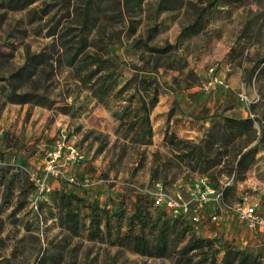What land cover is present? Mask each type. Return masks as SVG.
Returning a JSON list of instances; mask_svg holds the SVG:
<instances>
[{
	"label": "rangeland",
	"instance_id": "374dc122",
	"mask_svg": "<svg viewBox=\"0 0 264 264\" xmlns=\"http://www.w3.org/2000/svg\"><path fill=\"white\" fill-rule=\"evenodd\" d=\"M75 1L37 0L26 8L10 9L0 0V75L8 76L23 65L26 50L45 49L52 41L59 42L58 32L77 27ZM117 1L121 11L115 7ZM206 1L172 0L168 3L172 8L163 9L158 0H105L95 12L87 51L112 57L119 84L138 72L155 78L165 99H171L168 116L151 114L148 145L126 136V126L120 125L115 113L120 107L114 92L97 101L56 56L50 59L52 66L45 65V72L35 76L53 104L10 102L7 90H0V259L9 258L12 264H174L172 258L141 256L126 247L88 240V204L97 200L130 212L138 196L150 203L154 191L185 196L190 182L200 175L224 184L228 202L257 199L264 214V137L258 140L264 123V0H216L200 20L199 31L179 38L181 27ZM46 3L50 6L43 13ZM165 44H172L167 52L146 47ZM224 69L228 79L234 74L233 82H227L228 93L215 107L206 95L211 90L201 89V84L210 72L227 81L220 74ZM4 84L0 81V87ZM170 92L184 95L172 97ZM180 101L187 102L185 111ZM225 112L236 118L253 117L254 134L233 136L225 143L211 138ZM171 134L191 144L211 138L213 143L204 149L207 161L197 154L190 161L181 159L184 151L167 141ZM61 141L78 146L84 160L65 162L72 165L68 170L61 161L59 172L78 180L87 176L92 185H69L62 177L49 175L48 190L39 193L27 171L43 173L47 150ZM250 146L256 150L252 160L234 172L239 153ZM67 192L83 201L62 199ZM70 212L77 215L75 222ZM191 225L196 234L260 251L264 264V242L228 212H221L217 222Z\"/></svg>",
	"mask_w": 264,
	"mask_h": 264
},
{
	"label": "trees",
	"instance_id": "16d2710c",
	"mask_svg": "<svg viewBox=\"0 0 264 264\" xmlns=\"http://www.w3.org/2000/svg\"><path fill=\"white\" fill-rule=\"evenodd\" d=\"M35 1L37 0H4V3L10 9H23ZM104 1L76 0L73 12L78 18V26L67 27L62 32H58L59 42L52 41L45 49L35 53L26 50L23 65L8 76L0 75V81L7 83V85H2L0 90H7L5 97L10 102L53 104L54 100L47 95V89L41 87L40 79H36L35 76L45 72V65L52 66L50 59L56 56L58 63L63 62L73 69L78 80L87 85L92 92V97L97 101H101L103 97L114 92V98L118 100L120 107L115 113L120 119V125L126 126V136H129L131 142L148 145L151 143L152 135L150 114L158 102L157 80L137 72L119 84L112 57H104L100 53L87 51L88 35L95 25L93 21L95 12ZM171 2L172 0H158L157 6L163 9L172 8L168 4ZM215 3L216 0L206 1L194 18L181 27L178 37L198 32L201 28L200 20ZM44 6L46 7L41 8L43 13L50 5L46 3ZM115 7L121 11L120 2L117 1ZM54 34L56 32H53ZM152 34L148 33L147 36L150 37ZM146 47L153 52H167L172 48V44H165L163 47L148 45ZM44 79L46 78H43V81ZM25 85L27 86L24 87ZM253 121V117L223 116L221 121H216V130L212 131L209 136L215 141L220 139L224 143L230 141L233 136L240 137L244 133L252 136L256 131ZM263 137L264 123L262 122L258 140ZM211 138L206 139L204 144H191L188 140L171 134L167 141L173 148L184 151L179 155L181 159L190 161L194 154H197L195 156H198L199 160L204 158L203 161H207L204 149L213 143ZM255 151V147L250 146L240 152L235 162L234 172L251 161ZM63 181L71 185L64 178ZM31 183L36 189L34 182L31 181ZM65 193L62 194V199L68 198L76 203L83 201L77 195L70 192ZM21 206L23 204H20ZM88 207L86 214L88 240H98L108 245L126 247L141 256L172 258L174 264H263L260 251L253 252L246 247L233 246L225 240L196 234L191 225L192 222L183 217L172 218L163 208L153 204L151 196L150 203H146L142 196H138L130 212H126L124 207L109 208L108 205L100 204L97 200L90 202ZM70 213V219L75 222L77 215ZM220 252L222 255L219 258ZM0 264H12V262L9 258H1Z\"/></svg>",
	"mask_w": 264,
	"mask_h": 264
},
{
	"label": "built area",
	"instance_id": "2783aa9c",
	"mask_svg": "<svg viewBox=\"0 0 264 264\" xmlns=\"http://www.w3.org/2000/svg\"><path fill=\"white\" fill-rule=\"evenodd\" d=\"M201 89L211 90L220 86L228 90L227 81L214 72H210L207 79L201 84ZM242 100H247L246 95H241ZM84 160V153L74 144H66L64 141L57 142L55 148L48 149L44 157L43 173L38 175L34 170H28L29 178L34 182L39 193L48 190L47 178L49 175H56L64 178L71 184H78L83 187L92 185V180L84 176L78 180L72 174L60 173L58 166L61 161L80 163ZM226 186L224 184H213L208 176L200 175L190 182L186 195L179 193L170 195L162 190L150 194L155 206L163 208L172 218L183 217L194 224L204 222H217L221 219V212H228L243 224L254 238L264 242V214L261 213L257 199L243 197L238 201L228 202L225 199ZM36 200L34 206L36 207ZM210 208L209 212H207Z\"/></svg>",
	"mask_w": 264,
	"mask_h": 264
},
{
	"label": "crops",
	"instance_id": "0c3cea01",
	"mask_svg": "<svg viewBox=\"0 0 264 264\" xmlns=\"http://www.w3.org/2000/svg\"><path fill=\"white\" fill-rule=\"evenodd\" d=\"M220 74L221 75H225L226 76V79H227V82H230L233 78L232 77H234V74H232V77H230L229 79H228V72L226 71V69H224V70H221L220 71ZM232 78V79H231ZM232 82H233V80H232ZM229 84H231V83H229ZM207 93V92H206ZM209 94H206V95H208L207 97H208V99H209V101H211V103L212 104H214L215 103V107H217V105L220 103V102H222V100H223V98L224 97H226V95H227V93H228V90H226V89H223V88H221L220 86H215L213 89H211V92H208ZM170 95H172V97H177V95H179V97L178 98H181V96L182 95H184L183 94V92H180V93H178V92H170L169 93ZM166 98V95H164L160 90H159V93H158V102H157V104L154 106V108L152 109V111H151V114H152V116L153 115H157L158 113H164L165 114V116H168V114H167V112H165L168 108H169V106H170V103H171V99H170V97L168 98V99H165ZM185 98H186V95H185ZM179 105H180V107H181V111H185V109L188 107V104H187V102H179ZM214 107V108H215ZM214 112V110H212L211 111V113H213ZM210 113V112H209ZM216 113V112H215ZM151 114H150V118H151ZM181 114V113H180ZM176 117H179L178 115L179 114H174ZM216 115V118H218V117H220V115H218V113H216L215 114ZM184 116V115H183ZM224 116H229L228 115V112H225L224 113ZM178 119V118H177ZM171 120H172V118H171ZM183 121V120H182ZM62 167H63V169L64 170H68V169H71V164L69 163V164H65V162L64 163H62V164H60ZM74 169V168H73Z\"/></svg>",
	"mask_w": 264,
	"mask_h": 264
},
{
	"label": "water",
	"instance_id": "95a60500",
	"mask_svg": "<svg viewBox=\"0 0 264 264\" xmlns=\"http://www.w3.org/2000/svg\"><path fill=\"white\" fill-rule=\"evenodd\" d=\"M30 264H34V261H31Z\"/></svg>",
	"mask_w": 264,
	"mask_h": 264
}]
</instances>
